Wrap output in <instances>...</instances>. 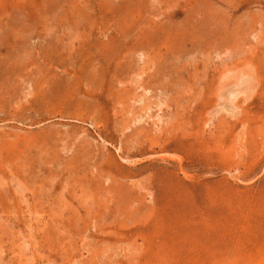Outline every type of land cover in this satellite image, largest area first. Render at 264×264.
Here are the masks:
<instances>
[{
  "label": "rangeland",
  "instance_id": "rangeland-1",
  "mask_svg": "<svg viewBox=\"0 0 264 264\" xmlns=\"http://www.w3.org/2000/svg\"><path fill=\"white\" fill-rule=\"evenodd\" d=\"M0 264H264V0H0Z\"/></svg>",
  "mask_w": 264,
  "mask_h": 264
}]
</instances>
